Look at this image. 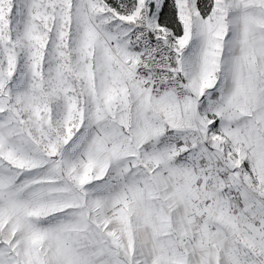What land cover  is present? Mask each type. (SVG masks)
Listing matches in <instances>:
<instances>
[{"label":"snow or ice","instance_id":"obj_1","mask_svg":"<svg viewBox=\"0 0 264 264\" xmlns=\"http://www.w3.org/2000/svg\"><path fill=\"white\" fill-rule=\"evenodd\" d=\"M0 264H264V0H0Z\"/></svg>","mask_w":264,"mask_h":264}]
</instances>
